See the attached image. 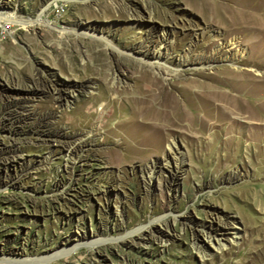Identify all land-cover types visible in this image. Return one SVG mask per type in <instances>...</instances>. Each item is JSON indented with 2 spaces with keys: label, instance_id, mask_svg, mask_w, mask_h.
<instances>
[{
  "label": "rangeland",
  "instance_id": "374dc122",
  "mask_svg": "<svg viewBox=\"0 0 264 264\" xmlns=\"http://www.w3.org/2000/svg\"><path fill=\"white\" fill-rule=\"evenodd\" d=\"M46 1L0 0L26 22L0 21V264H264V114L219 122L205 108L215 126L198 134L121 124L145 70L177 99L194 81L189 91H229L257 116L264 0H221L242 6L238 26L184 0H51L40 15ZM109 88L110 108L86 114ZM172 140L183 172L165 165ZM233 222L237 240L215 250L209 238Z\"/></svg>",
  "mask_w": 264,
  "mask_h": 264
},
{
  "label": "bare ground",
  "instance_id": "6f19581e",
  "mask_svg": "<svg viewBox=\"0 0 264 264\" xmlns=\"http://www.w3.org/2000/svg\"><path fill=\"white\" fill-rule=\"evenodd\" d=\"M50 1L51 0L46 1L45 4L46 6L43 8L40 15L46 11V8L49 6ZM184 1L190 8L199 12L207 21L216 23L217 25L220 26H231V25L238 26L237 23H239V19L241 20V18H244V15L240 12L239 9L242 7L240 4L235 6H230L227 4H223L221 0H184ZM2 20H8L13 23H20L22 25L26 23L18 19L16 16H9L8 19H6L4 16L0 14V21ZM243 25H245V22ZM244 27H246V25ZM99 39L108 41L105 37H100ZM235 44L236 42H231L230 44H227L228 46L227 48H229L230 46H234ZM238 51L231 53L230 56L227 57L229 59L228 61H233L236 58V56L239 54ZM159 57L160 55L151 58L148 55H144L140 59V62L142 64L151 67H154L156 65L159 66L160 65ZM241 81L244 82V80H239L238 82ZM194 84H195L194 81H190L189 83L187 82L186 84H182L181 89L183 94L182 95L183 100H180L175 98L173 95H171V93H167L165 91V87L160 83V80L157 79L156 77H153L150 71L145 70L140 72V75H138L134 84L135 88L133 93L136 96L128 99V102L131 106L132 118L128 119V121H126L127 119L124 120L121 124L122 125L127 124L136 133L138 132L139 128H147L151 132L150 135H156L159 134L160 132H168L172 130L171 128L173 127L198 134L206 131L209 127L215 126L214 123L210 124L209 121L207 122L206 114L203 115L198 114V111H204L205 108L212 111L214 110L217 111L218 115L213 116V119L219 122L220 121L223 122L226 118H228L230 114H238V115L246 114L245 119L249 121L252 120L262 121V117H263L262 114H264V107L259 108L257 112L258 115L255 116L253 115L255 114V112L251 114V112L248 111L247 108H245L246 106L243 107V105L241 104V99H239L235 95H232L231 93H229V91L222 92L214 87L211 91H206V92L203 91L202 93L201 92L193 93L189 91V88L191 85ZM175 86H179V84L176 83ZM115 95H118V91L115 88H109L105 92V94L92 98L91 102L88 103V105L86 104L85 106L84 109L85 113L86 114L89 113L91 109H93L99 102H101L99 104L100 109L96 110L97 115L101 114L104 108L105 107L107 108V106H109L107 105L108 104L107 99ZM118 100H115L114 103L118 105V109L122 111L123 107L118 103ZM104 122L105 121L101 123L100 128L104 126L105 124ZM260 126L264 127V124L260 123ZM230 131H233L232 126L227 128V132ZM248 139H252V136L251 138L249 136ZM138 142L141 143V140L140 141L138 140ZM168 145H169L168 154L166 159L164 160L165 165L170 166L176 164L177 168H179V172H183L184 153L177 146L175 140L174 141L172 140L171 143H169ZM157 146L158 145H156V147ZM137 149L139 150L136 151H140L143 153L147 151V149L151 150V147H148V145L146 146L140 145L138 146ZM154 172L155 170L151 169L149 173L153 175ZM238 227H239V223L233 222L232 227H227L225 231L220 233L219 236L214 238H209L210 244L213 246L215 250L222 251V248H224L225 245H227L228 243L232 244L237 240L238 232L235 230H237Z\"/></svg>",
  "mask_w": 264,
  "mask_h": 264
}]
</instances>
